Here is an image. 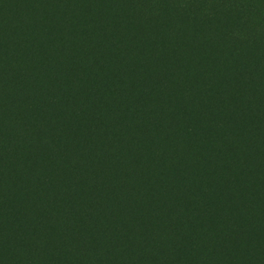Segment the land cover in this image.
Returning a JSON list of instances; mask_svg holds the SVG:
<instances>
[{"label": "trees", "instance_id": "1", "mask_svg": "<svg viewBox=\"0 0 264 264\" xmlns=\"http://www.w3.org/2000/svg\"><path fill=\"white\" fill-rule=\"evenodd\" d=\"M0 264H264V0H0Z\"/></svg>", "mask_w": 264, "mask_h": 264}]
</instances>
